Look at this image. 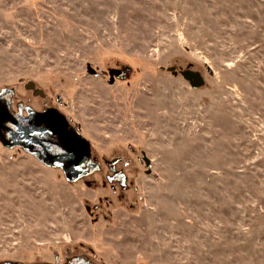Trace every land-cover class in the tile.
<instances>
[{
    "label": "rangeland",
    "instance_id": "374dc122",
    "mask_svg": "<svg viewBox=\"0 0 264 264\" xmlns=\"http://www.w3.org/2000/svg\"><path fill=\"white\" fill-rule=\"evenodd\" d=\"M9 89L99 169L0 141V264H264V0H0Z\"/></svg>",
    "mask_w": 264,
    "mask_h": 264
},
{
    "label": "flooded vegetation",
    "instance_id": "af4514ba",
    "mask_svg": "<svg viewBox=\"0 0 264 264\" xmlns=\"http://www.w3.org/2000/svg\"><path fill=\"white\" fill-rule=\"evenodd\" d=\"M130 68L131 67L128 65L115 69L112 68L109 72L110 83L115 84L118 82V78H122L124 74L130 71ZM187 72L190 71L188 70ZM91 76L99 77L101 74L96 70L94 74H91ZM1 108H7L14 114V119L6 121L0 131V138L5 141L8 146L26 149L38 160L41 157L40 160L49 168L61 169L64 175L65 171L70 169L71 161L79 159L78 155L74 157L72 156L71 159L70 152L72 150V145L73 143L78 144L71 138V135L75 133L85 137L82 132V127L79 124L73 123L70 117H66L59 107L53 105L37 110L31 108L30 106H25L24 109L16 110L15 99L9 89L2 90L0 92V109ZM53 109H57L64 115L67 125L65 131L62 130V127L58 124L54 117L52 119H48L49 115L46 114ZM35 117H38V122L36 120L34 121ZM25 127H27L28 131L27 137L25 139H19L16 133L21 132V129ZM20 137L22 136L20 135ZM90 153L91 154L87 159L82 160L80 163L76 164L75 167H73L75 171L72 172V174L77 177L76 180L83 178V176H90L94 172L98 171V163H95L94 153L91 151V142ZM78 264L88 263L79 262Z\"/></svg>",
    "mask_w": 264,
    "mask_h": 264
},
{
    "label": "water",
    "instance_id": "95a60500",
    "mask_svg": "<svg viewBox=\"0 0 264 264\" xmlns=\"http://www.w3.org/2000/svg\"><path fill=\"white\" fill-rule=\"evenodd\" d=\"M89 72L91 74H94L96 69L95 68H92L91 66H89ZM184 76L187 78V79H190L192 80L193 77L196 79V83L195 84H201L203 82V78H201V75L199 73H193V72H185L184 73ZM197 86V85H196ZM46 115H49V118L48 119H52L53 117L56 119V121L58 122V124L62 127V130L65 131L66 128H67V125H66V122H65V118H64V115L58 111L57 109H53V110H50L49 113H47ZM14 114L11 113L7 108H1L0 109V131L1 129L3 128V125L6 121L8 120H13L14 118ZM37 121L38 122V117H35L34 118V121ZM27 134H28V131H27V127L25 128H22L21 129V132L19 133H16L17 137L19 139L21 138H26L27 137ZM20 135L22 137H20ZM71 138L76 141L78 144H74L72 145V150L70 152L71 154V159H72V156H77L78 155V160L74 161L72 160L71 161V165H70V169L69 170H66L65 171V175H66V179L68 181H74L77 179L76 176H74L72 174V172H74V168L76 166V164L80 163L82 160L84 159H87L89 156H90V141L88 139H86L85 137L79 135V134H75L73 133L71 135ZM0 141L6 146V147H9L11 148L12 146H8L6 144L5 141H3L1 138H0ZM41 159V157L39 158V160ZM16 264V263H15Z\"/></svg>",
    "mask_w": 264,
    "mask_h": 264
}]
</instances>
